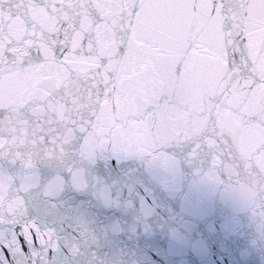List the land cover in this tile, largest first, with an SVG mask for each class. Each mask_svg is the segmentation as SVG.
Segmentation results:
<instances>
[{
  "label": "snow or ice",
  "instance_id": "obj_1",
  "mask_svg": "<svg viewBox=\"0 0 264 264\" xmlns=\"http://www.w3.org/2000/svg\"><path fill=\"white\" fill-rule=\"evenodd\" d=\"M174 148L264 235V0H0V264L47 260L66 191L119 203L99 158Z\"/></svg>",
  "mask_w": 264,
  "mask_h": 264
},
{
  "label": "water",
  "instance_id": "obj_2",
  "mask_svg": "<svg viewBox=\"0 0 264 264\" xmlns=\"http://www.w3.org/2000/svg\"><path fill=\"white\" fill-rule=\"evenodd\" d=\"M170 151L178 168L99 158L90 173L119 203L105 204L93 185L42 209L36 218L54 230L57 247L41 264H264V235L252 211L225 185L204 181L184 150Z\"/></svg>",
  "mask_w": 264,
  "mask_h": 264
}]
</instances>
